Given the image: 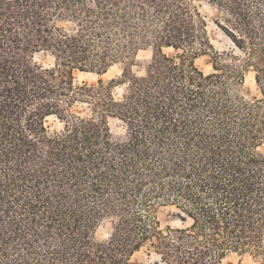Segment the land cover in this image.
I'll return each instance as SVG.
<instances>
[{"label": "trees", "instance_id": "trees-1", "mask_svg": "<svg viewBox=\"0 0 264 264\" xmlns=\"http://www.w3.org/2000/svg\"><path fill=\"white\" fill-rule=\"evenodd\" d=\"M209 2L248 59L215 52L205 75L196 59L213 48L193 0H0V264H130L145 247L164 264L264 253V0ZM120 62L121 79L77 83ZM250 66L253 102L236 88ZM168 206L192 224L163 228ZM106 219L113 233L99 240Z\"/></svg>", "mask_w": 264, "mask_h": 264}, {"label": "rangeland", "instance_id": "rangeland-1", "mask_svg": "<svg viewBox=\"0 0 264 264\" xmlns=\"http://www.w3.org/2000/svg\"><path fill=\"white\" fill-rule=\"evenodd\" d=\"M193 4L196 5L205 19L206 27L205 34L206 38L212 46L211 52L206 55H201L196 59V65L199 69L209 75L214 73V59L213 53H232L240 59L236 62L237 65L243 66L245 60H247L246 54L240 51L236 45L230 40V38L224 33V31L218 26L219 22L225 21V14L222 13L218 8L213 6L209 0H193ZM168 52H173L169 50ZM152 58V51H141L137 56V63L133 70L137 75H143L145 68L149 64ZM37 60L44 66H51L54 62L53 57L49 54H40L37 56ZM256 66L264 68V60H255ZM255 62L253 64H255ZM125 65L120 62L112 66L107 73L102 76H98L94 73H82L77 72V83L81 84L87 82L89 84H97L99 78H102L106 83L112 80H118L123 77ZM257 67L250 66L245 69L244 82L241 86L236 87L237 92L244 97L247 101L253 102L256 98H260L261 94L256 84ZM126 86H118L114 91L116 95H121L125 90ZM236 89H232V91ZM233 91V92H234ZM48 125L52 128H60L61 124L55 119H49ZM111 127L114 133L122 135L124 133L123 125L116 121L111 120ZM259 153L264 154V146L259 148ZM179 211L173 207L168 206L160 209L158 217L161 221L162 227L172 226L176 227H188L192 224V220H189L187 224H183L175 214ZM114 224L111 220L106 219L101 222L97 236L99 240H107L113 233ZM264 248V243H263ZM264 252V249H263ZM130 264H164L161 258L153 251L149 250L148 247L143 248L141 251L136 252L130 260ZM219 264H264V253L262 255H254L253 253H230L224 260Z\"/></svg>", "mask_w": 264, "mask_h": 264}]
</instances>
